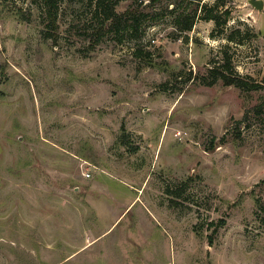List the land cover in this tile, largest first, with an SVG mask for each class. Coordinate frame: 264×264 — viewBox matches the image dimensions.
<instances>
[{"label": "rangeland", "instance_id": "1", "mask_svg": "<svg viewBox=\"0 0 264 264\" xmlns=\"http://www.w3.org/2000/svg\"><path fill=\"white\" fill-rule=\"evenodd\" d=\"M116 7L0 0V264H264V9Z\"/></svg>", "mask_w": 264, "mask_h": 264}, {"label": "trees", "instance_id": "2", "mask_svg": "<svg viewBox=\"0 0 264 264\" xmlns=\"http://www.w3.org/2000/svg\"><path fill=\"white\" fill-rule=\"evenodd\" d=\"M49 9L54 10V8L57 6V0H46ZM117 0L115 1H107V0H95V6L97 11L102 12L103 15L106 17V21H110L108 25L109 30H119L120 24L123 20V17L127 14H130L132 12V9H128L127 11L120 13L117 10L116 7ZM220 2L218 1L214 7L218 6ZM215 9V8H214ZM227 13L229 10H225ZM52 21L51 25L53 27H57V19L56 15L52 13ZM205 18L208 19H216L218 24H221V19L220 15L214 12H210L205 15ZM134 23L131 24V26H135L136 22L133 19ZM196 21V14H182L180 19H179V24L182 28V30H190L193 28L194 24ZM224 24V22L222 23ZM128 27V26H127ZM130 27V26H129ZM255 35L258 34V32H254ZM139 51V49H137ZM219 78H222L226 84H235L239 85L248 89H253V88H260L264 86V81H257L255 79L251 80H246V77L241 75L239 72L235 71L233 66H231V60L228 57L227 53H223L222 57L220 60L216 61L214 65L210 67V75L209 77H205V82L212 84ZM124 140V139H123ZM125 141V140H124ZM184 187H177L173 190L174 194L177 195L178 197L182 196L183 194Z\"/></svg>", "mask_w": 264, "mask_h": 264}, {"label": "water", "instance_id": "3", "mask_svg": "<svg viewBox=\"0 0 264 264\" xmlns=\"http://www.w3.org/2000/svg\"><path fill=\"white\" fill-rule=\"evenodd\" d=\"M257 9H264V0H248Z\"/></svg>", "mask_w": 264, "mask_h": 264}, {"label": "built area", "instance_id": "4", "mask_svg": "<svg viewBox=\"0 0 264 264\" xmlns=\"http://www.w3.org/2000/svg\"><path fill=\"white\" fill-rule=\"evenodd\" d=\"M88 174H90V173H88Z\"/></svg>", "mask_w": 264, "mask_h": 264}]
</instances>
